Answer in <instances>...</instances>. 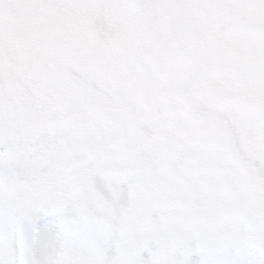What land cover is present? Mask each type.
<instances>
[{
    "label": "rangeland",
    "instance_id": "374dc122",
    "mask_svg": "<svg viewBox=\"0 0 264 264\" xmlns=\"http://www.w3.org/2000/svg\"><path fill=\"white\" fill-rule=\"evenodd\" d=\"M180 1L0 0V264H264V0Z\"/></svg>",
    "mask_w": 264,
    "mask_h": 264
},
{
    "label": "water",
    "instance_id": "95a60500",
    "mask_svg": "<svg viewBox=\"0 0 264 264\" xmlns=\"http://www.w3.org/2000/svg\"><path fill=\"white\" fill-rule=\"evenodd\" d=\"M187 6H192V3L188 4L186 1L182 2L179 6V8L177 9V13L176 15L173 17V19L171 20V24H172V29L174 30L177 26V24L180 22V20L182 19L185 10L187 8Z\"/></svg>",
    "mask_w": 264,
    "mask_h": 264
},
{
    "label": "trees",
    "instance_id": "16d2710c",
    "mask_svg": "<svg viewBox=\"0 0 264 264\" xmlns=\"http://www.w3.org/2000/svg\"><path fill=\"white\" fill-rule=\"evenodd\" d=\"M50 117H52V115L50 114L49 115ZM37 119V120H36ZM42 119V118H41ZM39 118L38 117H35L34 119H33V122H35L36 124H38V122H39ZM49 120H50V122H53V123H56V121H55V119H51V118H49ZM23 122L25 123V121L23 120ZM8 121H6V123H4L5 124V126L7 127V126H10L9 124H12V123H8ZM7 124V125H6ZM18 137H19V139L20 138H23V137H25V134H23V133H19V135H18ZM26 138V137H25ZM4 140V137L3 138H0V142H2ZM180 173V172H179ZM179 173H178V175H177V177L179 176ZM177 177H175V179L177 180Z\"/></svg>",
    "mask_w": 264,
    "mask_h": 264
}]
</instances>
